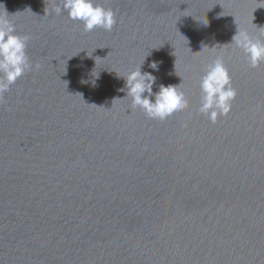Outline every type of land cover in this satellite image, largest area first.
Masks as SVG:
<instances>
[{
	"label": "water",
	"instance_id": "95a60500",
	"mask_svg": "<svg viewBox=\"0 0 264 264\" xmlns=\"http://www.w3.org/2000/svg\"><path fill=\"white\" fill-rule=\"evenodd\" d=\"M57 3L0 0L33 65L0 98V264H264V62L229 44L264 41V5L97 0L116 23L86 32ZM218 56L237 95L212 123ZM141 64L188 108L133 107L119 76Z\"/></svg>",
	"mask_w": 264,
	"mask_h": 264
},
{
	"label": "clouds",
	"instance_id": "9594fccd",
	"mask_svg": "<svg viewBox=\"0 0 264 264\" xmlns=\"http://www.w3.org/2000/svg\"><path fill=\"white\" fill-rule=\"evenodd\" d=\"M260 4L264 5V0H260ZM54 10L57 15L66 13L67 18L82 24L86 32L96 29L110 32L116 23L115 13L97 3V0H59ZM15 32V25L11 21L0 18V98L19 78L33 69L27 55L30 37ZM229 44H234L243 52L251 68L264 62V41L254 38L247 31L237 30ZM142 64L126 77L119 76L125 80L121 91L126 90V97L131 100L132 106L142 109L148 118L161 121L186 110L188 100L183 92L178 91V86L161 84L159 91L153 93L156 77L142 73ZM35 67L39 69L38 64ZM150 67L155 70L158 65L153 62ZM199 87L201 97L198 111L206 115L210 122L215 123L218 116H226L230 112L237 92L232 87L231 76L222 57L218 56L206 66Z\"/></svg>",
	"mask_w": 264,
	"mask_h": 264
}]
</instances>
